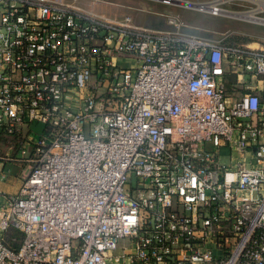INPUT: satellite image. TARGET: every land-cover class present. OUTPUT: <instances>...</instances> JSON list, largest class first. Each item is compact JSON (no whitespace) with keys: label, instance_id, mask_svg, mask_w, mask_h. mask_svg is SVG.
Returning <instances> with one entry per match:
<instances>
[{"label":"built area","instance_id":"obj_1","mask_svg":"<svg viewBox=\"0 0 264 264\" xmlns=\"http://www.w3.org/2000/svg\"><path fill=\"white\" fill-rule=\"evenodd\" d=\"M13 137L0 264H264V50L0 0Z\"/></svg>","mask_w":264,"mask_h":264},{"label":"rangeland","instance_id":"obj_2","mask_svg":"<svg viewBox=\"0 0 264 264\" xmlns=\"http://www.w3.org/2000/svg\"><path fill=\"white\" fill-rule=\"evenodd\" d=\"M80 14L118 19L130 15L140 25L156 29L177 30L189 37L219 41L228 47L264 50V22L238 14L256 10L264 19L262 4L250 0H217V7L231 14L213 9L187 6L171 0H55ZM194 3H213L216 0H184ZM215 7V6H214ZM234 12V13H233ZM173 19V23L170 22ZM18 237V236H17ZM19 239V238H18Z\"/></svg>","mask_w":264,"mask_h":264},{"label":"crops","instance_id":"obj_3","mask_svg":"<svg viewBox=\"0 0 264 264\" xmlns=\"http://www.w3.org/2000/svg\"><path fill=\"white\" fill-rule=\"evenodd\" d=\"M11 141V145H13L12 147L8 145V143L10 144L11 142H7V140H0V152L12 151L14 155L20 157V150L17 146L18 139L13 137ZM26 169V162H7L0 159V207L7 203L10 195L19 191ZM4 234L6 238H9L11 235L10 230H7Z\"/></svg>","mask_w":264,"mask_h":264},{"label":"bare ground","instance_id":"obj_4","mask_svg":"<svg viewBox=\"0 0 264 264\" xmlns=\"http://www.w3.org/2000/svg\"><path fill=\"white\" fill-rule=\"evenodd\" d=\"M173 1H175V2L181 1V3H183V4L187 5V6H195V5H197L199 9H203V10L204 9H210V10L213 9L214 10L217 7V3H218L219 0L218 1L216 0L213 3H200V2L199 3H194V2L184 1V0H173ZM250 1L258 3V4H262L263 3V1H261V0H250ZM214 6H215V8H214ZM220 12L231 14L229 11L222 10L221 8H220ZM255 12H256V10L251 11L249 14L242 13V14H238V15H240L242 17H245V18H248V19H254V20H258L260 22H264L263 18H257V16L255 15Z\"/></svg>","mask_w":264,"mask_h":264},{"label":"trees","instance_id":"obj_5","mask_svg":"<svg viewBox=\"0 0 264 264\" xmlns=\"http://www.w3.org/2000/svg\"><path fill=\"white\" fill-rule=\"evenodd\" d=\"M10 233L11 235L9 236V238H7V241L12 243L13 247L14 248H17L19 246V241L21 240L22 238V235L21 233L15 228V227H12L10 229ZM18 236V237H17ZM15 237L16 240L15 241H12V238ZM19 238V239H18Z\"/></svg>","mask_w":264,"mask_h":264},{"label":"water","instance_id":"obj_6","mask_svg":"<svg viewBox=\"0 0 264 264\" xmlns=\"http://www.w3.org/2000/svg\"><path fill=\"white\" fill-rule=\"evenodd\" d=\"M195 7V6H194Z\"/></svg>","mask_w":264,"mask_h":264}]
</instances>
